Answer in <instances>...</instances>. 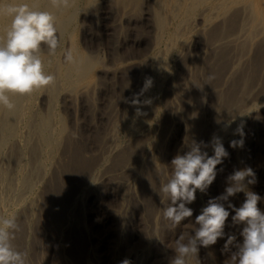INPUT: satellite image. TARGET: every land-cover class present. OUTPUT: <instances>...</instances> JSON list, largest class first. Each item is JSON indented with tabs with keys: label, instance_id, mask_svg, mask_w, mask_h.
Returning a JSON list of instances; mask_svg holds the SVG:
<instances>
[{
	"label": "rangeland",
	"instance_id": "obj_1",
	"mask_svg": "<svg viewBox=\"0 0 264 264\" xmlns=\"http://www.w3.org/2000/svg\"><path fill=\"white\" fill-rule=\"evenodd\" d=\"M144 1L145 0L140 1V5L137 8L138 10H141V11H138L137 9H133L132 12L129 14V17H128L130 20L129 22H126V21L123 22L122 21V22L117 24L116 22H114L116 15H115V12H113L114 9L111 7V5L108 4L103 8L102 4H101V0H97V2H98V3H96L97 7L94 6L90 9L89 15L86 17V19L81 21V18H80L81 13L84 14L85 11L84 10H83L84 12L79 11L80 13L78 15V18L74 21V25L72 26L73 29H71L70 36H67L65 38V40H64L65 42L63 41L61 43V45L59 47L60 49L59 48L57 49V52L54 56V58H55L54 60L55 61L59 60L57 63L62 64V61L65 62L63 54L65 53L66 50H72V45H76L83 53H87V54L90 53L92 55L94 54V56L96 55L97 57L100 56V58H98V65L95 66L93 72L91 73V81H90L91 87H89L90 89L82 92L81 94H83V96L80 94L79 91H77V93L76 92L73 93L71 95L72 101L70 100L68 102L69 104L68 103H62V102H60L61 101L60 100V101H58L57 107H56L58 113L60 114L63 121L65 122L64 125L66 128L65 129L66 134H69L70 136L73 137V138L71 137L72 142L74 141L73 144L76 145V148L81 149V152H83L82 154L84 156V159H86V160L89 159L91 162V166H93L94 163L96 162L95 160L97 159L99 150L101 148V146H100L101 139L108 129L109 121L112 120L110 116H113L114 119L119 120L122 117V115L124 114V110H126V108H128L130 105H134L131 103V100H133V98L136 97L137 93L135 92V89H137V87H139L138 90L142 89V85H140V84H143V81H140V84H136L133 87L134 90L132 89L131 92H129V94L127 93L128 89L125 90V88H126V83L128 82L127 80H128L129 75H125L128 71V67L125 64H127V62H138V61L145 62L146 59L148 61L150 55H153V54H155V55L157 54V56L163 57V54H161V53L163 52V53L167 54L165 49H167L168 47L171 49L170 52H172V55H173L171 57V61L169 59L166 61V63L169 65V68H172V69H170V74L166 78L167 84H164L162 91L156 90V89H154V87H152L151 89L148 88L149 92L147 93V95H148L147 101L152 106L153 105L154 106L152 108L153 114L151 113L152 117H151V121H150V123L152 125H149L145 131V133H147L146 135H150V136H149V138L147 136V139L145 141L146 143L144 142L145 145L143 146V148H141L142 147V145H141L137 149L136 154H135L136 156L140 154V156L137 157L140 160L139 161L137 159L136 160L139 162V163L138 162L137 163H138V165L141 166V168L138 170L135 169V174L131 177V181L128 184L129 188L126 187L124 189V191H122L123 186L121 185V183L118 184V182H116V180H115L116 173L114 171H112L113 168H115L111 165V163L113 161L109 160L106 163V165L100 169V173H102V174L104 173L103 174L104 178L100 179L101 182L98 181L94 186L86 188L85 190H83L81 192V194H83V192L85 193V194H83V196L80 194L79 198L77 199L76 202H71V203H73L72 205L68 204V207L70 206V208L67 207L68 208L67 212H64V213L62 212L58 223L57 222H51L52 221L51 219L55 218V215H52L50 213L48 215L47 212L46 213L44 212V207H45L44 201L46 200L45 189H46L48 184L45 183L41 188H38L39 190H36V195L40 194V198H39V200L37 199L38 201L35 202V206H36L35 212L36 213L33 215L32 218H30L29 222H30L31 226L27 225L30 228L29 239H28V241L26 240V244H28V245L25 246L26 247L25 249H27V250H25V252L28 253V264H37V263L41 264V262H42V264H121V262L125 259L129 260L131 262V264H169L170 258L172 256H174V252H173L172 248L175 247L176 239L181 234H189L192 232L193 228L195 227V217L200 214L201 209L207 205V203L210 199L215 198L224 192V190L227 186V177L230 176L234 172V170L251 168L253 170V172L255 173L256 183L252 184V185H248V187L251 191H253L254 193H256L259 196H261L262 198H264V107H261L258 111L255 112V110L258 108V106L260 104L259 102H261V104L264 105V94H262L260 96L261 99L256 101L254 103V107H252L251 110L249 111L251 113L247 114L248 116L246 115L245 116L246 118L244 117L243 119H241V122H237L238 124H240L239 126L243 130V135L241 136L238 133L236 135L235 140L239 141L242 139L243 140V146L232 148L230 146V142L232 140L231 141H224V142L222 141L226 151L229 153V156L227 158H224L223 162L221 164L217 165L216 178L213 181V183L207 188L206 192L201 193L199 190H197L196 200L192 204L187 205L188 207L193 209V216L190 218H186L184 221H182L180 223V225H178L175 228L171 227L170 221H166L163 218V216L161 217V215H163V209L168 206L169 201L166 198H164L163 194L159 191L160 186L162 183L166 182V180L169 178V176L171 174V171H172L171 161H172V159L177 154L183 155L185 152H187L189 150L187 145L190 144V142H189L190 140H189V137L187 134L188 133V120L187 119H189V115H190L189 113H192V112L188 111L187 106L185 107V101L182 97L185 94L184 90H182L181 87H179V83L175 79L172 80L171 78L172 77L175 78V76H174L175 71H176L178 65H180L178 63L180 62L181 59H182V61L180 63L185 61L186 64H189L188 62H190V65H191L192 60L195 61V59H198L201 57L200 55L204 56L205 53L206 54H208V53H207V51L204 52V50H203V48H204L203 45H206V43H207L205 40L203 41V39H204L203 35L206 33V31H204V32L201 31L200 28L195 27L193 25V23H189L190 24L189 25L188 22L190 20L187 22V25L185 26L186 29L184 27H181L182 28L180 30L181 32L179 31L180 33L178 35V38L176 37V40H171L167 36V33L173 31V29L175 27L173 24L174 22H172L171 24L169 23L170 25L169 24L166 25V28L169 25L168 26L169 29L165 28L166 31L164 30V32L162 33L164 35L157 33V30L152 23L151 17L147 16L145 19H140L141 13L143 11V9H141V8L143 7L142 5H144ZM247 2H249L253 6L248 8L246 5H245L246 6L245 7V6H242V4H241V6L239 4H237L239 7V8H237V10L239 11V9H240L241 13L238 12L236 9H234L230 13V16L235 14V13L238 14L237 15V20H238L237 23L242 22V20H241V19H243L242 17H244V20H245L247 18V13L250 12V9L257 7V5H258V0H247ZM259 8H260V12H261V20H260V24H258V27H256V28L257 29L260 28L261 30L260 29L258 31L256 30V32H258V33H256V35H258V37L255 34H252V31H251L252 29L249 28L246 21L244 23L247 25L246 26L243 25V27H242L243 29L241 28V30H243V31H241V30L239 31L240 26L239 27L237 26V28H235L236 26L233 27V29L229 31L230 34L229 33H228L229 35L226 34V36L228 38H231V39H228L226 37L225 38V40L227 41V42H225L226 46L224 45L225 47H223V48H225L224 50H225L226 56H227V58H226L227 66L224 67L225 68L223 70L224 73L222 72L223 76H221L219 82H217V83L211 82L214 80L213 78H212V80L211 79L208 80V78L211 76L207 77V81L210 82L208 84H210V85H207L204 88V91L202 93L203 96L201 95V97H199V99H198V104L200 103L199 108L200 109L202 108V111L200 110L202 113V114H200L202 119H200V118L199 119H200V121L204 120L203 121V124H204L203 128H204V130L207 129L206 133L207 132L209 133L210 131H212L214 129H219V128H215V126L217 127L220 124L216 120L217 119V117H216L217 112H215V111H218L217 109L220 108V106L222 109V105H224V99H226L227 95H228V98L230 96H232L233 98L235 96H237L238 97L237 101H239V103L243 106L244 103L246 102L245 99L248 101V100L252 99L253 97H255L256 95L261 94L260 92H264V75H262V74H264V69H262V68H264V61H261L260 66L256 62L258 60L259 55L262 56L260 58H264V51H262V50H264V42H262V40H264V37H262V36H264V34H262V33H264V26H261V25H264V1L261 2V6H259ZM242 11H246V12L243 13ZM135 12H137V14ZM131 16H134V18ZM122 30H124V31L122 32ZM201 32H202V34H201ZM241 33H243L244 35ZM157 34H160V35L158 36ZM184 34H185V36H184ZM235 34H236V36H235ZM259 34H261V35L259 36ZM200 35H202V36H200ZM247 35H249V36H247ZM160 36H163V37L161 38ZM182 36H183V38H182ZM74 37H76V38L74 39ZM250 37H251V39L249 40L248 38H250ZM155 38H158V40L156 41ZM234 38H236L237 40ZM239 38H240V40H239ZM259 38L261 40V44H260V41L258 42ZM168 39L170 41H168ZM244 39H246V41ZM68 42L71 44L70 47H68L69 46ZM201 42H203V43L201 44ZM231 42L233 44H231ZM115 43L117 44V46ZM156 43H157V45H156ZM175 43H176V45H175ZM180 43L182 44V46L180 45ZM242 43H244L245 45ZM67 44H68V46H67ZM248 44H249V46H246ZM152 45H153V48H152ZM158 45L161 47H159ZM237 45H239L240 47ZM243 45L245 48L243 47ZM62 46H63V48H62ZM147 46H149V47H147ZM156 46H157V48H156ZM102 47H103V50H102ZM180 47H182V49ZM61 48L63 49L62 52H61ZM148 48H150V49H148ZM239 48H242V49H239ZM162 49H164V50H162ZM258 49L259 50L261 49V52H259ZM43 50L47 51V48L45 47V49H43ZM87 50H89L90 52ZM105 50H107V51H105ZM157 51H158V53H157ZM100 52H102V53H100ZM232 52H234V53H232ZM244 52H246L247 54ZM235 53H238V54H235ZM59 54H61V55H59ZM239 54H240V56H239ZM133 56H134V58H132ZM230 56L234 59H232ZM104 57H105V59H104ZM135 57L138 60H136ZM228 57H229V59H228ZM131 58H132V60H131ZM139 58H141V59H139ZM110 60H111V62H110ZM238 60H239V63L241 62L240 64L236 62ZM253 60H254V62H253ZM101 61H103V64ZM242 61H244V62H242ZM234 63H235V65H234ZM99 64L100 65L102 64L101 65L102 68ZM108 64H109V66H108ZM229 64L230 65L233 64L232 65L233 67L232 66L230 67ZM244 64H246V65H244ZM253 64H255V65L253 66ZM112 65H113V67H111ZM261 66H262V68H261ZM257 67L261 70H259ZM122 68H124V69H122ZM102 69H104V70H102ZM174 69H175V71H174ZM233 69H234L235 73L233 72ZM121 70H122V72H121ZM123 70H125V71H123ZM98 71H100V72H98ZM231 73H234V74H231ZM248 75L252 76V77L248 78L249 77ZM92 77H93V80H92ZM258 77H259V79H258ZM222 78H224V79L222 80ZM243 78H244V80H243ZM245 78L246 79L248 78L249 81H248V79L245 80ZM115 79H117V80H115ZM240 79L243 81L240 82L241 81ZM251 79H252V81H251ZM125 80H126V82H125ZM233 80L235 82H233ZM238 80H239V82H238ZM245 81H247V82H245ZM240 83H241V85H240ZM243 83H245V84H243ZM257 83H258V85H257ZM217 84L219 86H221L220 84H222L223 87L219 88ZM111 85H112V87H111ZM166 85H167V87H166ZM96 86H97V88H96ZM168 86L169 87L171 86V87L169 88ZM209 86H211V87H209ZM236 86L239 88H237ZM241 86L243 87L242 88L243 92L241 91V88H240ZM99 87H100V89H99ZM235 87H236V89H234ZM244 88H245V90H244ZM125 91H127V92H125ZM158 92H160V93H158ZM139 93H141V92H138V94ZM217 93H218V95H220V94L222 95L221 98L223 99V101L221 98L219 99V96L217 95ZM235 93H238V94H235ZM251 93H252V95H251ZM125 94H127V95H125ZM131 94H133L134 96ZM164 94H167L168 97H167V95H164ZM179 94H181V95H179ZM240 94H243V98L240 97ZM248 94L250 95V98H248L249 97ZM114 95H115V98H114ZM205 95H207V96H205ZM91 96H92V98H91ZM119 97H120V99H119ZM177 97H180L181 99H179ZM89 98L92 99L93 101L90 100ZM128 98L131 100H129ZM116 99H118V101H116ZM241 99H242V101H240ZM168 100H169V102H168ZM70 102H71V104L72 103L73 104L71 105ZM115 102H118V104L121 103L118 106L120 108H117L118 109L117 111L115 109L116 108ZM126 103H127V105H126ZM201 103H202V106H200ZM221 103H222V105H220ZM111 104H112V106H110ZM156 104L158 106L157 108H155ZM69 106H71V107H69ZM73 107H74V109H73ZM170 107H171V110H170ZM36 108H38V109L42 108L40 106V104H38V102H36ZM108 108H110V109H108ZM184 108H185V110H184ZM221 109H219V110H221ZM167 110H168V112H166ZM233 110H234V108L228 109V111H226L227 113L225 114L226 115L225 117H229L228 115ZM122 112H123V114H122ZM165 113H166V117L163 119V116ZM175 114H178V115H175ZM215 114H216V116H214ZM120 115H121V117H120ZM93 117H94V119H93ZM160 117H162V119ZM163 120H165V121H163ZM77 123H78V125H77ZM213 123L217 124V125L213 126L214 125ZM155 124H156V126H155ZM210 124L211 125L213 124L212 127ZM168 129L171 130L172 137L174 136L173 141L172 140L171 141L165 140L166 139L165 137L167 136V133H168L167 132ZM163 130L165 132H162ZM72 133H74V134L71 135ZM154 133H155V135H154ZM163 135H164V137H163ZM155 137H156V139H155ZM99 138H100V140H99ZM159 138H161L162 140L161 139L159 140ZM96 139H97V142H94V140H96ZM154 140H155V143H154ZM147 141H148V144H147ZM160 141H162V142L160 143ZM175 142H177V143H175ZM166 145H167V148H166ZM205 145H206V142H205ZM147 146H149V148ZM144 147H145V149H144ZM163 147H164V149L166 148V150H164ZM159 148L161 151V153H160L161 157H159V156L158 157L162 158L160 160V165L161 166L163 165L164 167L162 166L160 171H154L152 173L150 169H152L153 167H151L150 165H146V163H147L145 161L146 159H143V158L146 157L145 156L146 152L149 154H152V153L154 154L157 151L154 155H156V154L159 155V153H158ZM162 151H163V153H162ZM162 154H164V155H162ZM212 154L214 155L213 150L211 151V155ZM64 156H65V154H64ZM91 156H92V158L93 157H95V158L92 159ZM111 167H112V169H111ZM142 167H144V168L146 167V168L142 169ZM236 167L238 169H236ZM107 168L108 169L110 168V169L108 170ZM116 168H118V167H116ZM146 170H148L149 172H151L154 175L155 181L156 180L158 181V184L156 181V187H157L156 193H157V195L151 196V192L149 191L148 184H147L148 174H145ZM88 172H89V170H88ZM55 173H56V171H55ZM105 173H106V175H105ZM55 175L56 174L53 175L52 179L55 178ZM157 175L161 176V177H158ZM158 178L160 181L158 180ZM119 179H120V182H124V180L126 181L127 176H125L123 179H121V176H120ZM247 179L248 178H246V181H247ZM133 186H135V187L133 188ZM93 187H95V188H93ZM133 191H135V192H133ZM157 191H159V192H157ZM123 193H125V197H123ZM154 194H155V192H154ZM132 195H133V197H132ZM120 199L123 201V203ZM229 200L233 205H235L236 207H239L244 202L245 195L242 192L237 193L234 197H230ZM124 201H126V202H124ZM239 203H241V204H239ZM225 206L227 207V203L225 204ZM258 207L262 211H264V199H262L260 202H258ZM45 209H46V207H45ZM229 211H230V217L228 220V224L230 225L231 224V216L234 215L235 213L231 209H229ZM64 217H66L65 218L66 220L64 219ZM155 217L157 218V221H155V219H156ZM65 223H66V225H65ZM51 224H53L54 226L53 225L51 226ZM242 226H244V225L241 224V225L225 228L226 233L235 236V240L233 242V245L231 246V251H236L237 250L236 246L243 242V237L240 235L242 228H243ZM46 228H48V229H46ZM56 229H59V230H56ZM38 233H39V235H38ZM43 233H44V235H43ZM121 233H123V234H121ZM38 239H40L42 241H40ZM225 240H226V237L224 239H219L215 245L210 246L209 248H201L200 252H199V256L193 258L190 261V264H224V261L230 255V253L222 252V248H223V245L225 243ZM35 243H36V245H35ZM38 243H39V245H38ZM40 243H42V244H40ZM88 251H89V253H88ZM42 252H43V254H42ZM43 255L45 258H43ZM41 258H43V259H41ZM93 259H94V261H93ZM31 262H34V263H31Z\"/></svg>",
	"mask_w": 264,
	"mask_h": 264
},
{
	"label": "bare ground",
	"instance_id": "obj_2",
	"mask_svg": "<svg viewBox=\"0 0 264 264\" xmlns=\"http://www.w3.org/2000/svg\"><path fill=\"white\" fill-rule=\"evenodd\" d=\"M140 1H143V0H101V4H102L103 8L108 4L111 5V7L114 9L113 12H115V15H116L114 22H116L118 24L122 21L123 22L124 21H126V22L130 21L128 18L129 14L132 12L133 9H137L139 7ZM262 1H264V0H258L257 7L250 9V12L247 13V18L244 20V17H242L243 19H241L242 20L241 23H237V21H238L237 20V15H238L237 13L234 12L235 14H233L231 16H230V13L234 9L237 10V8H239L237 4H239L240 6H241V4H242V6L246 5L248 8L253 6L249 2H247V0H145L144 5L141 4L143 6L141 9H143V11L141 13L140 19H145L147 16L151 17L152 23L155 26L157 33L162 34L166 28V25L174 22L173 24L175 27H174L173 31L172 32L168 31L169 33H167V36L171 40H176V37L178 38V35L181 32L180 30L182 29L181 27H184L186 29L185 26L187 25V22L189 20L190 21L188 22V24L193 23V25L195 27L200 28L201 31H203V32L206 31V33L203 35L204 36L203 41L205 40L207 43H206V45H203L204 46L203 50H204V52L207 51L208 54L205 53L204 56L200 55L201 57L198 59H195V61L192 60L191 65H190V62H188V61L187 62L189 64H186L185 61L180 63L182 61V59H181L180 62L178 63L180 65H178V67L176 66L177 67L176 71L174 69L175 75L174 74L173 75L175 76V78L172 77L171 79L172 80L175 79L179 83V87H181V89L184 90L185 94L182 97L185 101V107L187 106L188 111L192 112V113H189L190 114L189 119H187L188 120V133L187 134H188V137L190 140L189 142L191 144V141H193V140H195L197 143L203 141L204 145L206 142L207 147L202 146L201 150L206 151L209 156L211 155V151L213 150V148L211 147V141H212L213 136L220 137L223 142L235 140L236 135L239 133L237 131V129L241 128L239 126L240 124H238L237 122H241V119H243L249 113L251 108L254 107V103L256 101H258L259 99H261L260 96L262 94H264V92H260L261 94H258V95H256L254 93L256 96L253 97L252 99L248 100V101L245 99L246 102L244 101L245 103L242 106L239 103V101H237V98H238L237 96H235L234 98L232 96H230L228 98V95H227L228 93H227L226 94L227 97H226V99H224V105H222V103L220 104V105H222V109L220 106V108L217 109L218 111H215V112H217V116H216V114L214 115L217 117L216 120L220 124L216 127L215 125H217V124H214L215 123L214 122L213 123L214 125L213 124L212 125L215 126V128H219V129H214V130L210 131L209 133L208 132L206 133L207 129L204 130V128H203V126H204L203 121L204 120L200 121V119H202L200 116V114H202L201 113L202 108L201 109L199 108L200 103L198 104V99H199V97H201V95L204 91V88L207 85H210V84H208L210 82L207 81L208 76L213 77L214 80L211 82H214V83L219 82L221 76H223L222 72L225 69L224 67L227 66V62H226L227 56H226V52L224 50L225 48H223L226 46L225 42H227L225 40V38L227 37L226 34H228L229 31L232 30L233 27H235V26H236L235 28H237V26L238 27L240 26V28H239V31H240L241 28L243 27V25L246 26L248 24L249 28L252 29L251 30L252 34L256 35V33H258V32H256V30L258 31L260 29V28L257 29L256 27H258V24H260V20H261V12H260L259 6H261ZM16 2L28 3L30 7L38 8V9H42V10H47V11L52 12L53 15L56 17V26L59 30L60 45L65 40V38L67 36H70L71 29H73L72 26L74 25V21L78 18V15L80 13L79 11H83V10L85 11V12L83 11L84 14L81 13V16H80L81 21H82V20L86 19V17L89 15L90 9L94 6H96V3H98L97 0H70L69 6H67V7H54L51 4V0H16ZM138 11H141V10H138ZM240 11L241 10L239 9L238 12H240ZM242 12L244 13L246 11H242ZM135 13L137 14V12H135ZM131 17L134 18V16H131ZM245 21L247 24L244 23ZM8 23H9V20L7 18L0 17V35H2L3 32L6 30ZM168 26H167V28H168ZM261 26H264V25H261ZM123 31L124 30H122V32ZM241 31H243V30H241ZM160 34H157V35L159 36ZM185 34H184V36H185ZM201 34H202V32H201ZM241 34H243V33H241ZM262 34H264V33H262ZM162 35H164V34H162ZM260 35L261 34H259V36ZM200 36H202V35H200ZM235 36H236V34H235ZM247 36H249V35H247ZM256 36L258 37V35H256ZM160 37L162 38L163 36H160ZM262 37H264V36H262ZM75 38L76 37H74V39ZM182 38H183V36H182ZM240 38H239V40H240ZM228 39H231V38H228ZM234 39H236V38H234ZM248 39L250 40L251 37ZM155 40L157 41L158 38H155ZM244 40L246 41V39H244ZM168 41H170V40L168 39ZM259 41L261 44L260 38H259L258 42ZM262 42H264V40H262ZM157 43H156V45H157ZM202 43L203 42H201V44ZM244 43H242V44H244ZM231 44H233V43L231 42ZM249 44L246 46H249ZM70 45H71L70 43H69V46L67 44L68 47H70ZM175 45H176V43H175ZM180 45L182 46L181 43H180ZM244 45H243V47H244ZM116 46H117V44H116ZM237 46H239V45H237ZM147 47H149V46H147ZM159 47H161V46H159ZM62 48H63V46H62ZM62 48H61V52L63 50ZM152 48H153V45H152ZM156 48H157V46H156ZM180 48L182 49V47H180ZM148 49H150V48H148ZM164 49H162V50H164ZM239 49H242V48H239ZM102 50H103V47H102ZM165 50H166L168 55L166 53L162 52L161 54H163V57H159V56H157V54L156 55L153 54V55H150V57L148 56L149 59H148V61L146 59L145 62H140V61H138V62H127L126 61L127 64H125V65L128 67V71L126 70L127 73L125 75H129V77H128V80H127L128 82L126 83V88H125V90L128 89V92L127 91H125V92H127L129 94V92H131V90L133 89V87L136 84H140V81H143V84H140V85H142V89H143L146 79H151V81H152V85H151L150 89L152 87H154V89L162 91L164 84H167L166 78L170 74V69H172V68H169V65L166 63V61L168 59L171 61V57L173 56L172 52H170L171 49L169 47ZM71 51L73 53L74 62L69 63L66 61L65 62L62 61V64H59V63H57L59 60L58 61L54 60L55 55L49 56L48 51L43 50L42 60L44 61L45 71L54 76L53 83L51 85L47 86L46 88H43L40 90H35L31 94H28V95H23V96L13 95V96H11V99H12L13 103L15 104V108L12 111H9L3 107H0V216H4V217H13L14 216L16 218L17 223L19 225V230L15 233V238H14L13 243H14V246L18 250H20L21 252H25V250H27V249H25L26 248L25 246L28 245V244H26V240L28 241L29 235H30V228L28 227L30 225L29 221H30V218H32L33 215L36 213L35 212V207H36L35 202L38 201L40 198V194L36 195V190H39L38 188H41L45 183L48 184L46 189H45L46 200L44 202H45L46 209L44 207V212L45 213L47 212L48 215H49V213L52 215H55V218H52L51 222H57L58 223L62 212L63 213L67 212V209L70 208V206L68 207V204L72 205L73 203H71V202H76L77 199L79 198V195L81 194V192L83 190H85L86 188H89L91 186H94L98 181L101 182L100 179L104 178V175H103L104 173L103 174L100 173V169L102 167H104L109 160L113 161L111 163V165L115 168H113L112 171H114L116 173V176H115L116 182H118V184L121 183V185L123 186L122 191H124V189L126 187L129 188L128 184L131 181V177L135 174V169L138 170L141 168V166L138 165V163H139L138 161L140 159L137 158L138 156H140V154L136 156L135 155L136 151L141 145H142L141 148H143V146L146 143L145 141L147 139V136H148V138L150 136V135H146L147 133H145V131L149 125H152L150 123V121H151V117H152L151 116L152 108L154 105L152 106L147 101V98H148L147 93L149 92L148 91L149 89L142 92L141 91L142 89L138 90L139 87H137V89H135V92L137 93L136 97L138 96L140 103L136 104V105H130L128 108H126V110H124V114L122 112V114H123L122 117L120 115L121 118L119 120L114 119L113 116L109 115L112 120L109 121V126H108V129L105 132V134L103 133L104 135H103V137L101 139V143H100L101 148L99 150L97 159L95 160L96 162L94 163L93 166H91L90 160L84 159V156L82 154L83 152H81V149L76 148V145L73 144L74 141L72 142V139H71L72 136H70L69 134H66V131H65L66 128L64 125L65 122L63 121L62 117L58 113L56 107H57L58 101H60V100H61L60 102H62V103H68L72 99L71 95L73 93H75V92L77 93V91H79L81 94L82 92L90 89L89 87H91L90 86L91 85V82H90L91 81V73L93 72L95 66L98 65V58H100V56L97 57L96 55L94 56V54L92 55L90 53H88V54L83 53L76 45H72ZM87 51H89V50H87ZM105 51H107V50H105ZM262 51H264V50H262ZM259 52H261V49L259 50ZM100 53H102V52H100ZM157 53H158V51H157ZM232 53H234V52H232ZM244 53H246V52H244ZM235 54H238V53H235ZM59 55H61V54H59ZM239 56H240V54H239ZM260 57H262V56L259 55L258 60L256 61L259 64V66L261 64V61H264V58H260ZM132 58H134V56ZM132 58H131V60H132ZM141 58H139V59H141ZM104 59H105V57H104ZM228 59H229V57H228ZM232 59H234V58H232ZM136 60H138V59L136 58ZM244 61H242V62H244ZM101 62L103 64V61H101ZM110 62H111V60H110ZM236 62L239 63V60ZM253 62H254V60H253ZM232 65L233 64H231L230 67ZM234 65H235V63H234ZM244 65H246V64H244ZM254 65L255 64H253V66ZM108 66H109V64H108ZM111 67H113V65ZM101 68H102V66H101ZM261 68H262V66H261ZM104 69H102V70H104ZM122 69H124V68H122ZM262 69H264V68H262ZM259 70H261V69H259ZM123 71H125V70H123ZM98 72H100V71H98ZM121 72H122V70H121ZM233 72H234V69H233ZM234 73H231V74H234ZM262 75H264V74H262ZM250 77H252V76H249L248 78H250ZM223 79L224 78H222V80ZM247 79L245 78V80H247ZM258 79H259V77H258ZM92 80H93V77H92ZM115 80H117V79H115ZM208 80H209V78H208ZM243 80H244V78H243ZM243 80H241L240 82H242ZM248 81H249V79H248ZM251 81H252V79H251ZM125 82H126V80H125ZM233 82H235V81L233 80ZM238 82H239V80H238ZM245 82H247V81H245ZM243 84H245V83H243ZM112 85H111V87H112ZM220 85L221 86L218 85L219 88L223 87L222 84H220ZM240 85H241V83H240ZM257 85H258V83H257ZM100 87H99V89H100ZM166 87H167V85H166ZM209 87H211V86H209ZM236 87L234 89H236ZM96 88H97V86H96ZM237 88H239V87H237ZM240 88L242 91L243 87L241 86ZM244 90H245V88H244ZM138 92H141V93L138 94ZM158 93H160V92H158ZM235 94H238V93H235ZM81 95L83 96V94H81ZM125 95H127V94H125ZM131 95H133V94H131ZM164 95H167V94H164ZM179 95H181V94H179ZM217 95H218V93H217ZM251 95H252V93H251ZM205 96H207V95H205ZM218 96L220 99L222 95L220 94ZM167 97H168V95H167ZM240 97L243 98V94H240ZM91 98H92V96H91ZM114 98H115V95H114ZM177 98L181 99L180 97H177ZM248 98H250V95ZM119 99H120V97H119ZM90 100H92V99H90ZM129 100H131V99H129ZM116 101H118V99H116ZM222 101H223V99H222ZM240 101H242V99ZM36 102H38V104H40V106L42 107V108H39L40 110L38 108H36ZM168 102H169V100H168ZM127 103H126V105H127ZM259 103H260V105H262L261 102H259ZM70 104H71V102H70ZM115 104H116L115 109L117 111L118 110L117 108H120L118 106L121 103L118 104V102H115ZM110 106H112V104ZM200 106H202V103ZM69 107H71V106H69ZM157 107L158 106L156 104L155 108H157ZM230 108H234V110L231 111V113L228 115L229 117H225L226 116L225 114L227 113L226 111H228V109H230ZM73 109H74V107H73ZM108 109H110V108H108ZM219 109H221V110H219ZM170 110H171V107H170ZM184 110H185V108H184ZM166 112H168V110ZM175 115H178V114H175ZM165 117H166V113L164 114L163 119ZM160 118L162 119V117H160ZM93 119H94V117H93ZM163 121H165V120H163ZM156 124H155V126H156ZM77 125H78V123H77ZM212 125H211V127H212ZM169 130L170 129H168V131H167L168 133H167V136L165 137L166 139L165 138L164 139L166 141L167 140L173 141L174 136L172 137L171 130L170 131ZM162 132H165V131L163 130ZM73 134L74 133H72L71 135H73ZM154 135H155V133H154ZM163 137H164V135H163ZM161 138H159V140ZM155 139H156V137H155ZM99 140H100V138H99ZM94 142H97V139L94 140ZM161 142L162 141H160V143ZM154 143H155V140H154ZM175 143H177V142H175ZM147 144H148V141H147ZM149 146H147V147L149 148ZM166 148H167V145H166ZM166 148L164 149V147H163L164 150H166ZM144 149H145V147H144ZM158 150H159L158 151L159 155L158 154L154 155L157 151L154 154L153 153L149 154L146 152L145 153L146 157L143 158V159H146L145 160L147 162L146 165H150L151 167H153L152 169H150L152 173L154 171H160L162 166H163V165L162 166L160 165V160L162 159V158H159V157H161L160 148ZM162 153H163V151H162ZM64 154H65V156H64ZM162 155H164V154H162ZM91 158H92V156H91ZM93 158H95V157H93ZM116 167H118V168H116ZM143 168L144 167H142V169ZM111 169H112V167H111ZM236 169H238V168L236 167ZM88 170H89V172H88ZM55 171H56V173H55ZM151 172L146 170L145 174H148L147 184H148L149 191L151 192V196H153V195H157V193H156V188H157L156 187V181L157 180L155 181L154 175ZM54 174H56L55 178L52 179ZM105 175H106V173H105ZM120 176H121V179H123L125 176H127L126 181L124 180V182H120V179H119ZM158 177H161V176H158ZM158 180H159V178H158ZM157 184H158V181H157ZM134 187L135 186H133V188ZM93 188H95V187H93ZM73 190L74 191L76 190V191L74 192ZM159 191H157V192H159ZM133 192H135V191H133ZM154 192H155V194H154ZM83 194H85V193L83 192ZM83 194H81V195L83 196ZM123 197H125V193H123ZM132 197H133V195H132ZM124 202H126V201H124ZM122 203H123V201H122ZM239 204H241V203H239ZM162 216L163 215H161V217ZM66 217H64V219ZM155 221H157V218L155 219ZM52 225L53 224H51V226ZM65 225H66V223H65ZM46 229H48V228H46ZM56 230H59V229H56ZM121 234H123V233H121ZM38 235H39V233H38ZM43 235H44V233H43ZM38 240H40V239H38ZM40 241H42V240H40ZM40 244H42V243H40ZM35 245H36V243H35ZM38 245H39V243H38ZM88 253H89V251H88ZM42 254H43V252H42ZM44 255H43V258H45ZM43 258H41V259H43ZM93 261H94V259H93ZM31 263H34V262H31ZM41 264H42V262H41Z\"/></svg>",
	"mask_w": 264,
	"mask_h": 264
},
{
	"label": "clouds",
	"instance_id": "obj_3",
	"mask_svg": "<svg viewBox=\"0 0 264 264\" xmlns=\"http://www.w3.org/2000/svg\"><path fill=\"white\" fill-rule=\"evenodd\" d=\"M69 3L70 0H51L54 7H67ZM0 17L9 20L6 30L0 35V107L12 111L15 104L11 96L28 95L53 83L54 76L45 71L42 52L46 47L48 55L54 56L60 47V36L53 13L30 7L28 3L0 0ZM64 59L69 63L74 62L71 50L65 51ZM151 85V79H146L142 92ZM131 103L139 104L138 96ZM261 107L264 105L259 104L255 111ZM237 131L243 135L242 128ZM202 146L207 147L203 141L197 143L193 140L187 145V152L177 154L171 161L169 178L160 186V192L169 201L163 209V218L171 222L172 228L193 216V209L187 205L196 200L197 190L206 192L216 178L217 165L229 156L218 136H213L211 141L214 155L209 156L202 151ZM230 146L242 147L243 140H233ZM255 183V173L251 168L234 170L227 177L224 192L210 199L195 217L192 232L181 234L176 239L172 248L174 256L169 264H190L193 258L199 256L201 248H209L225 237L222 252L230 255L224 264H264V211L258 207V202L264 198L248 187ZM241 192L245 200L236 207L229 198ZM229 209L235 213L231 216L230 225ZM241 224L244 225L240 233L243 242L236 246V251H231L235 236L226 233L225 228ZM18 230L14 216H0V264H28V253L21 252L13 243ZM121 264L131 262L125 259Z\"/></svg>",
	"mask_w": 264,
	"mask_h": 264
}]
</instances>
